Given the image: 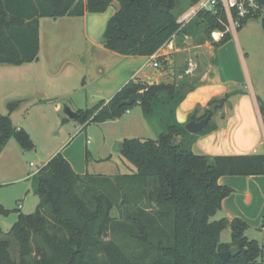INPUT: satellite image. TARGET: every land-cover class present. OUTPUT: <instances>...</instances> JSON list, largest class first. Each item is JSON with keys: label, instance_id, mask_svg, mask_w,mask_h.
Instances as JSON below:
<instances>
[{"label": "trees", "instance_id": "16d2710c", "mask_svg": "<svg viewBox=\"0 0 264 264\" xmlns=\"http://www.w3.org/2000/svg\"><path fill=\"white\" fill-rule=\"evenodd\" d=\"M114 1L0 0V65L18 67L38 60L40 19L102 14ZM117 1L119 10L103 35L104 47L112 52L152 57L174 36L187 35L178 23L185 0ZM197 18L208 36L225 29L221 11L200 12ZM230 39L227 35L218 47ZM142 91L145 114L153 111L162 92H167V102L177 93L174 85L131 82L109 103L78 110L76 120L86 128L121 119L138 105L123 103ZM23 102H10L9 115H0V153L11 139L24 151L34 147L29 134L16 128L10 117ZM185 134L186 125H167L156 140L125 139L121 156L136 169L126 175H80L62 153L55 155L37 173L36 211L20 214L8 239L0 240V264H264V245L247 237L245 221L212 220L234 192L220 185V178L264 176V154L198 155L178 142ZM9 214L0 203V217ZM228 228L231 242L224 243L222 233ZM12 242L19 247L18 259ZM234 247L240 254L224 261L221 253Z\"/></svg>", "mask_w": 264, "mask_h": 264}, {"label": "crops", "instance_id": "0c3cea01", "mask_svg": "<svg viewBox=\"0 0 264 264\" xmlns=\"http://www.w3.org/2000/svg\"><path fill=\"white\" fill-rule=\"evenodd\" d=\"M187 4H191L190 8H186ZM197 4L185 0L179 9V19ZM118 10L119 3L115 0L105 13H86L82 17H73L83 20L85 41L89 49L88 59H91V47H96L101 51L94 62L99 67L100 74L96 82L105 89L103 93L106 98L102 99L100 96L102 100L99 103H109L123 87L131 82L147 87L161 84L174 85L177 98L167 102L168 94L162 92L160 102L154 103L150 114L144 113L141 104L136 105L132 111H128V122L124 127L125 130L117 134V145L122 146L125 139L154 140L140 138V136L132 138L133 136L130 135L148 132L154 127L152 124L154 121L163 123V130L160 134L165 132L167 125L182 126L191 121H200L199 119H204L208 114L213 104H219L220 106L207 125L209 130L206 133L190 134L187 132L184 136L178 137V142H183L195 154L212 157L264 154V123L260 112V104H264V69L260 71L258 68L251 69L248 64L251 55L254 58H257L258 54L263 55L264 41H261V53L258 54L251 53L253 48L243 46L242 40L256 33L254 29L246 26L248 22L241 29L231 33L230 41L220 47H218L219 43L212 41L211 36H208V39L201 44H197L194 37L174 36L152 57L122 56L106 49L103 45V35L107 24ZM185 43L187 47L183 46ZM180 52L189 53L186 58L189 62L186 65H179L182 60ZM42 53L40 19L38 60L12 67L14 70H21L27 76L28 72L34 70V64L40 63ZM159 57L163 62H159ZM156 62L159 63V67L154 66ZM44 75L45 73H42V76ZM26 76H23V79L26 80L28 77ZM86 97L88 98L87 94ZM179 98L182 99L178 100ZM46 100L51 101L52 99L46 97L42 102ZM79 110L86 109L79 108ZM14 113L10 114L12 122L16 128L22 129L20 124L15 123ZM122 120L123 118L104 122V124H115V122L122 124L124 123ZM88 126L86 128L82 126L80 133L70 143L55 148L50 157L62 153L74 171L80 175L88 173L116 176L132 174L136 171L128 161L122 158L121 153L117 160L122 165L123 172L120 168L114 169L112 154L101 156L100 151L95 153L89 146V141H86L85 136L81 134ZM107 139L105 136L104 150L110 146ZM24 154L25 151L19 143L11 139L0 153V165L8 163L11 166L13 160L23 158ZM49 161L47 160L44 166ZM17 165L16 161L15 167ZM28 176L29 174L22 179ZM34 177L37 179V174ZM219 184L232 188L234 192L223 201L220 212L212 220L242 219L249 225L247 237L258 241L263 246L264 176H223ZM224 232L231 235L230 228Z\"/></svg>", "mask_w": 264, "mask_h": 264}, {"label": "rangeland", "instance_id": "374dc122", "mask_svg": "<svg viewBox=\"0 0 264 264\" xmlns=\"http://www.w3.org/2000/svg\"><path fill=\"white\" fill-rule=\"evenodd\" d=\"M190 5L187 4L186 8H190ZM246 26L254 29L256 33L242 40L243 46L253 48L252 54L261 53V41H264L263 20L261 18L251 19ZM203 27L202 21L197 18L183 29L187 31L186 36L194 37L195 42L201 44L208 39V35L203 32ZM41 36L43 43L41 61L34 64V72H28V77L21 70H14L12 66L0 65V115H9L8 104L10 102L24 100L13 118L15 123L20 124L22 129L29 134L34 145L32 150L25 151L26 156L24 154L23 158L16 160L17 167H15V160L11 166L8 163L0 165V202L10 212L9 215L0 217V240L12 230L20 214L28 215L36 211L39 198L35 194L37 181L34 176L47 160L53 158L50 156L55 148L70 143L80 133L82 125L79 121L71 119L67 111L70 109L77 112L79 108L91 109L106 98L103 93L105 89L96 82L100 74L99 67L94 62L101 51L96 47H91V59H88L89 49L85 41L82 19L42 18ZM183 46L187 47L186 43ZM180 53L182 60L179 65H186L189 62L186 60L189 53ZM158 60L163 62L161 57ZM89 61L91 65H88ZM248 64L251 69L258 68L259 71L264 69V53L263 55L258 54L257 58L251 55ZM42 73L45 75L42 76ZM23 76L27 79H23ZM46 97L52 100L42 102ZM176 98L177 95H175ZM122 118L124 122L122 124H116L118 122L115 124L95 123L81 132L95 153L100 151L101 156L112 154L114 169L120 168L121 172L124 169L117 160L121 146L117 145L116 140L117 134L125 130L124 127L128 122L127 113ZM152 124L154 127L148 132L130 136L158 139L163 130V123L154 121ZM105 136L108 138L107 143L110 142L106 150L103 149ZM27 174L29 176L22 179ZM221 240L229 243L231 235L224 232ZM12 248L14 257L18 259L19 247L15 242H12Z\"/></svg>", "mask_w": 264, "mask_h": 264}, {"label": "built area", "instance_id": "2783aa9c", "mask_svg": "<svg viewBox=\"0 0 264 264\" xmlns=\"http://www.w3.org/2000/svg\"><path fill=\"white\" fill-rule=\"evenodd\" d=\"M218 11L225 14L226 22L220 20L225 29L213 30L210 34L212 41L216 43H221L227 35L241 29L251 19L264 20V5L261 0H200L196 7L178 20V23L182 28L196 19L200 12L217 14ZM154 66L159 67V63L156 62Z\"/></svg>", "mask_w": 264, "mask_h": 264}, {"label": "water", "instance_id": "95a60500", "mask_svg": "<svg viewBox=\"0 0 264 264\" xmlns=\"http://www.w3.org/2000/svg\"><path fill=\"white\" fill-rule=\"evenodd\" d=\"M143 101H144L143 92H138V93L130 96V98L127 101H125L123 103V105L132 106L135 103L142 104ZM218 106H220V105L219 104H213L209 109L208 116H206L204 119H202L200 121H191L190 123H188L186 125V131L190 134H200L207 127L212 115L216 112V109L218 108ZM67 112H68V116L71 119L76 120V118H77L76 112H74L70 109ZM240 252H241V250L239 247H234L229 251L221 253V258L224 261H229L232 257L238 256L240 254Z\"/></svg>", "mask_w": 264, "mask_h": 264}]
</instances>
